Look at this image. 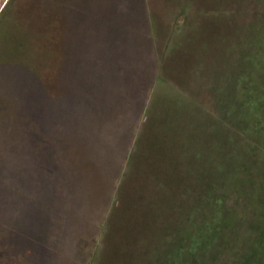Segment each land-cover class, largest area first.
Masks as SVG:
<instances>
[{"label":"rangeland","instance_id":"obj_1","mask_svg":"<svg viewBox=\"0 0 264 264\" xmlns=\"http://www.w3.org/2000/svg\"><path fill=\"white\" fill-rule=\"evenodd\" d=\"M144 3L160 71L125 143L114 69L72 44L95 9L2 4L0 264L34 236L29 264H264V0Z\"/></svg>","mask_w":264,"mask_h":264},{"label":"crops","instance_id":"obj_2","mask_svg":"<svg viewBox=\"0 0 264 264\" xmlns=\"http://www.w3.org/2000/svg\"><path fill=\"white\" fill-rule=\"evenodd\" d=\"M4 2L5 0H0V8ZM85 6V9L91 8ZM93 8L95 9L96 18H100L101 24H103V35L101 28L102 37L99 40L96 39V41L93 39L91 42L90 40L86 41L89 38L86 37V40H79L78 42L74 40L72 44L80 46V53L87 60L95 48L96 55L101 60H99V63L102 62L103 67L107 68L105 71L106 77L110 78L112 72L109 69H114L115 81L118 79V83L107 82L109 86L103 93L106 96L103 99L106 102L110 101L113 105H109L108 110L113 111L115 108L116 113L110 116L103 114V116H98L97 119L107 121L109 118L116 116L124 126L127 121H130L128 127H125L123 132L120 133V139L118 138L119 142L125 143L127 138H124V134L127 130L131 131L134 121H136L135 133L144 113H146L147 102L160 71L155 50L151 47L153 46L154 37L152 36L150 20L147 16L144 0H121V6L117 0H100V6ZM83 13L90 15L87 12ZM83 18L87 21V19L90 20L91 16H83ZM86 27L87 25L82 28L81 25V30L83 31ZM88 30L86 29L85 33ZM88 34H91V30ZM112 85L115 86V89H112ZM144 97L145 101L143 103ZM119 101V108H116ZM118 120L112 121L111 128L103 131L104 137L113 133ZM91 137L92 144L95 145L96 143V146L102 145V141L105 139L102 140L100 136L97 141H94L92 134H90ZM107 149L110 150V153L114 150L109 146Z\"/></svg>","mask_w":264,"mask_h":264},{"label":"trees","instance_id":"obj_3","mask_svg":"<svg viewBox=\"0 0 264 264\" xmlns=\"http://www.w3.org/2000/svg\"><path fill=\"white\" fill-rule=\"evenodd\" d=\"M58 4H59L58 7H60L59 10L61 11L62 17L64 15L67 18L69 15L73 14V13H71L72 11H76V7H77L76 5L82 4V6L87 5L91 8H93V7L98 8L100 6V0H58ZM72 7H73V9H72ZM98 20L100 21L101 19L99 18ZM214 230H211V232H210L213 234V236L216 233ZM218 231H219V229H218ZM40 239H41V237H39V236H37V237L34 236V237H32V239H28L30 243L27 245L28 247L26 246V256H24L26 258V260L24 262H22V260L19 259V264H21V263L29 264L30 262H32L34 260V257H35L34 255H36L35 253L38 252L37 251V245L41 241ZM191 251H192V253H194L193 255H195L197 253V250L193 249ZM180 252H181V255H182V253L189 255L187 253L186 245L184 247L180 248L179 253ZM190 256H192V255L190 254Z\"/></svg>","mask_w":264,"mask_h":264}]
</instances>
